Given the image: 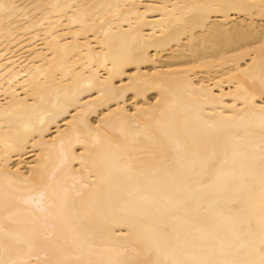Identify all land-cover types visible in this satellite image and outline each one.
Segmentation results:
<instances>
[{
    "label": "bare ground",
    "instance_id": "bare-ground-1",
    "mask_svg": "<svg viewBox=\"0 0 264 264\" xmlns=\"http://www.w3.org/2000/svg\"><path fill=\"white\" fill-rule=\"evenodd\" d=\"M16 2L29 6V19L11 31L0 26V205L6 193L20 196L27 191L24 178L29 173L33 179L43 176L45 182L54 175L74 198L73 186L82 191L83 196L75 198L81 212L88 211L94 196L104 203L117 179L128 180L109 176L112 145L124 141L122 133H143L157 120L186 123L192 130L213 124L221 138L232 137L239 146L243 128L238 120L226 118L244 115L238 85L247 86L248 79L241 70L251 65L248 75H259L264 68V17L259 7L226 15L212 12L211 23H197L200 13L190 11L191 6L212 0ZM220 2L259 5L261 0ZM121 63L123 72H116L106 84L109 69ZM133 72L138 75L131 88L121 96L112 95L114 88L129 84ZM101 90L107 98L87 112V125L79 116L68 123L82 111L77 105L95 100ZM76 95L78 100L73 99ZM117 108L123 111H114ZM138 108L141 111L133 117ZM52 112L59 115L49 122ZM107 113L113 114L101 122ZM41 120L42 135L32 130L41 127ZM98 122L102 127L89 131ZM58 131L63 135L58 137ZM254 131L258 142V127ZM77 133L82 143L75 142ZM140 142L147 141L141 136ZM62 144L68 156L65 163ZM145 183L134 178L125 188L133 191ZM128 231L115 225L111 233L96 238L98 250L125 245L122 234Z\"/></svg>",
    "mask_w": 264,
    "mask_h": 264
},
{
    "label": "snow or ice",
    "instance_id": "snow-or-ice-1",
    "mask_svg": "<svg viewBox=\"0 0 264 264\" xmlns=\"http://www.w3.org/2000/svg\"><path fill=\"white\" fill-rule=\"evenodd\" d=\"M28 7L16 0H0V26L11 31L26 23ZM255 7L264 17V0L259 5L212 0L193 5L190 11H199L197 23H211L212 12L226 15ZM261 31L264 33V27ZM251 68L241 70L247 86L238 85L244 115L226 118L238 120L243 128L239 146L232 137L221 138L220 129L213 124L192 130L186 123L157 120L154 127L146 125L143 133H122L124 141L112 145L115 151L109 176H127L128 180L117 179L104 203L94 196L86 212L76 207L75 198L83 192L75 186L74 198L55 182L54 175L45 182L43 176L33 179L29 173L24 178L27 191L20 196L6 193L0 205V264H264V68L259 75H248ZM116 72H123L122 63L109 69L106 84ZM137 75L133 72L129 84L114 88L112 95H123ZM105 98L101 90L95 100L77 105L82 111L68 123L79 116L87 125V112ZM160 102L157 98L156 104ZM140 111L138 108L132 116ZM112 114L101 117V122ZM58 115L49 113L48 121L54 122ZM101 122L89 131H98ZM43 124L41 120V127L32 130L42 135ZM256 127L258 142L254 139ZM62 135L57 132L58 137ZM141 136L146 143L141 144ZM75 142L82 143L79 133ZM61 147L65 163L68 156L63 144ZM67 151H72L71 141ZM83 156L81 153L82 162ZM134 178L146 183L128 191L125 184ZM144 191L159 195L143 196ZM117 224L129 229L122 234L128 243L101 253L96 238L111 233Z\"/></svg>",
    "mask_w": 264,
    "mask_h": 264
}]
</instances>
